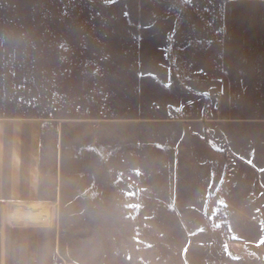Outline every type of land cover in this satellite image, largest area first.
<instances>
[{"label":"crops","instance_id":"0c3cea01","mask_svg":"<svg viewBox=\"0 0 264 264\" xmlns=\"http://www.w3.org/2000/svg\"><path fill=\"white\" fill-rule=\"evenodd\" d=\"M122 4L152 11L81 22L161 41L155 54L165 57L153 72L164 100L148 112L106 119L107 167L115 168L117 157L122 169L134 172L122 177L123 215L222 211L234 221L231 238L209 224L170 225L180 238L154 242L166 254L148 255L147 241L139 238L137 254L126 249L123 264H264V0ZM4 98L1 93L0 104ZM44 120L0 110V264H83L67 258L60 227L28 218L55 214L66 199L64 137L75 130L65 117ZM51 123L56 126L46 127ZM92 124L91 142L98 135ZM116 136L122 147L116 148ZM90 145L77 154H97ZM42 169L57 170L43 175ZM107 200L114 214V198Z\"/></svg>","mask_w":264,"mask_h":264},{"label":"rangeland","instance_id":"374dc122","mask_svg":"<svg viewBox=\"0 0 264 264\" xmlns=\"http://www.w3.org/2000/svg\"><path fill=\"white\" fill-rule=\"evenodd\" d=\"M136 1L150 4L153 0ZM140 11L145 15L152 8L126 9L122 0H0V94L6 96L0 110L42 122L65 117V126L75 130L64 137L61 171L67 179L66 199L56 204L55 214H29L28 218L60 227L67 258L83 264H123L126 249L132 256L137 254L133 245L139 238L147 241L148 255H164V248L154 247L156 240L180 238L177 231L169 230L170 225L209 224L222 227L230 237L233 220L228 219L233 217L222 211L214 216L123 215L122 177L134 172L122 169L117 157L115 168L107 167L106 119L125 112H148L164 100L153 80V72L161 70L159 63L165 58L155 54L162 42L128 38V34L81 21L139 15ZM95 26L98 30L86 29ZM92 123L98 135L91 142ZM90 143L97 154H77ZM122 143V136H116V148ZM56 170L42 169V174L55 175ZM113 175L114 185L110 183ZM107 198H114V214ZM39 206L43 211L48 208Z\"/></svg>","mask_w":264,"mask_h":264}]
</instances>
